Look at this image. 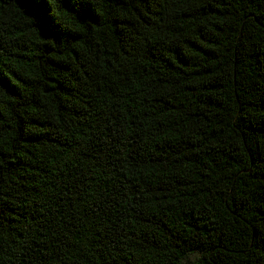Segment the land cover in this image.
<instances>
[{"label":"trees","instance_id":"16d2710c","mask_svg":"<svg viewBox=\"0 0 264 264\" xmlns=\"http://www.w3.org/2000/svg\"><path fill=\"white\" fill-rule=\"evenodd\" d=\"M0 264H264V0H0Z\"/></svg>","mask_w":264,"mask_h":264}]
</instances>
